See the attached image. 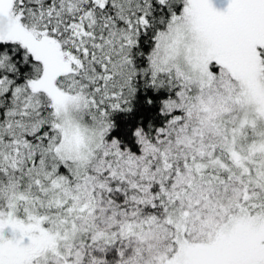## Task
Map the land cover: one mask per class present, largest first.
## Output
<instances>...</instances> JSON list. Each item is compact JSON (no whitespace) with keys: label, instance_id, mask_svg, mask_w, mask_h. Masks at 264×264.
<instances>
[{"label":"snow or ice","instance_id":"1","mask_svg":"<svg viewBox=\"0 0 264 264\" xmlns=\"http://www.w3.org/2000/svg\"><path fill=\"white\" fill-rule=\"evenodd\" d=\"M0 264H264V0H0Z\"/></svg>","mask_w":264,"mask_h":264}]
</instances>
